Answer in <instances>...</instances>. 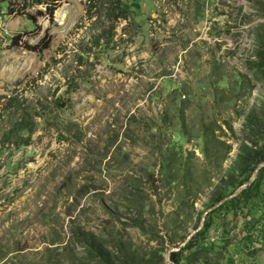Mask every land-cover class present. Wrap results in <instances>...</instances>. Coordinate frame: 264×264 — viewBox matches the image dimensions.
Wrapping results in <instances>:
<instances>
[{
  "label": "rangeland",
  "instance_id": "374dc122",
  "mask_svg": "<svg viewBox=\"0 0 264 264\" xmlns=\"http://www.w3.org/2000/svg\"><path fill=\"white\" fill-rule=\"evenodd\" d=\"M1 1L0 264H174L264 151V0ZM218 223L189 264H264Z\"/></svg>",
  "mask_w": 264,
  "mask_h": 264
},
{
  "label": "trees",
  "instance_id": "16d2710c",
  "mask_svg": "<svg viewBox=\"0 0 264 264\" xmlns=\"http://www.w3.org/2000/svg\"><path fill=\"white\" fill-rule=\"evenodd\" d=\"M41 1L42 0H30V2L34 4H39ZM1 3L4 4L7 9H9L10 1L2 0ZM29 5V3L24 4V6ZM53 11V9H49L48 11V15L50 18H52ZM19 40V36H17L14 37L11 41L13 44L17 45ZM257 69L259 73L264 72V64L258 65ZM21 130L23 129L21 128ZM262 162H264V151L263 149H259L256 153H254V156L250 160V163L247 165V167L245 169H240V176H242L243 174H247V172H249V174L238 182L232 180L221 183V185L214 192L215 194H213L212 199L210 200L211 207L222 201L225 197L231 195L238 187L247 182L256 166ZM250 212H254L255 214L259 213V217L255 218V222L257 223H260L262 221L261 219L264 218V167L258 171L256 179L244 190H242L237 197L224 202L218 208L208 213L201 230L193 235L187 242V244L178 252L171 253L169 259L174 264H189V256H192L193 258L195 253H202L207 245L212 246L209 243L200 244V241L207 238V236H210L211 238L212 236L216 237V235H218L219 232L215 231V229H212L215 226L216 219H218V225L221 227L230 225L231 229L239 230V232L241 231L240 235L242 238V243L244 244V248L248 249V254H253L254 251L258 250L254 249V243H257L260 246L259 249H263L264 232H260L259 235L257 233L255 234V232H253L254 224H249L246 221L239 224V219L242 220L240 217L246 219L250 215ZM211 231H213L212 234ZM225 233L228 234V232L224 231L223 229V236ZM228 237L229 236L225 238ZM221 240L226 244L229 243L224 238ZM262 243L263 245H261Z\"/></svg>",
  "mask_w": 264,
  "mask_h": 264
},
{
  "label": "water",
  "instance_id": "95a60500",
  "mask_svg": "<svg viewBox=\"0 0 264 264\" xmlns=\"http://www.w3.org/2000/svg\"><path fill=\"white\" fill-rule=\"evenodd\" d=\"M67 16H68V13L67 11H63L59 17V20H58V24H63L66 22V19H67ZM264 167V162L258 164L256 166V168L254 169L251 177L249 178V180L244 183L243 185H241L240 187H238L231 195L225 197L222 201H220L219 203H217L216 205H214L213 207H211L210 209H208L207 211L204 212V214L202 215L201 217V220L199 222V225H198V228L192 232L190 235H188V237L185 239V241L176 249H170L167 251L166 253V261H168L169 259V256L171 253H174V252H178L182 247H184L186 245V243L191 239V237L193 235H195L199 230H201V228L203 227V224H204V221H205V218L207 216L208 213L212 212L214 209L218 208L220 205H222L224 202L230 200V199H233L235 197H237L242 190H244L247 186H249L257 177V174H258V171L260 169H262Z\"/></svg>",
  "mask_w": 264,
  "mask_h": 264
},
{
  "label": "bare ground",
  "instance_id": "6f19581e",
  "mask_svg": "<svg viewBox=\"0 0 264 264\" xmlns=\"http://www.w3.org/2000/svg\"><path fill=\"white\" fill-rule=\"evenodd\" d=\"M63 11H69V8L67 7V6H64V7H62L61 9H59V10H57L56 12H55V15H54V17H55V21L58 23V20H59V17H60V15H61V13L63 12Z\"/></svg>",
  "mask_w": 264,
  "mask_h": 264
},
{
  "label": "built area",
  "instance_id": "2783aa9c",
  "mask_svg": "<svg viewBox=\"0 0 264 264\" xmlns=\"http://www.w3.org/2000/svg\"><path fill=\"white\" fill-rule=\"evenodd\" d=\"M253 246H254V249H259L260 248V246L257 243H254Z\"/></svg>",
  "mask_w": 264,
  "mask_h": 264
},
{
  "label": "crops",
  "instance_id": "0c3cea01",
  "mask_svg": "<svg viewBox=\"0 0 264 264\" xmlns=\"http://www.w3.org/2000/svg\"><path fill=\"white\" fill-rule=\"evenodd\" d=\"M264 249V248H263Z\"/></svg>",
  "mask_w": 264,
  "mask_h": 264
}]
</instances>
